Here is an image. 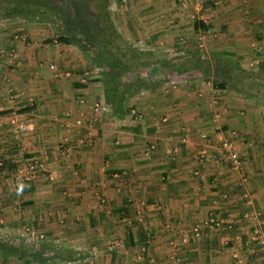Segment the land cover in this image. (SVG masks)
<instances>
[{
	"label": "crops",
	"instance_id": "obj_1",
	"mask_svg": "<svg viewBox=\"0 0 264 264\" xmlns=\"http://www.w3.org/2000/svg\"><path fill=\"white\" fill-rule=\"evenodd\" d=\"M109 10L137 64H174L142 67L148 86L121 110L77 44L37 21L0 19V264H264L249 234L264 227V89L237 86L246 71L251 88L264 83V0H110ZM191 58L213 75L179 72ZM219 69L234 89L211 80ZM35 159L44 169L26 180ZM211 213L223 225L195 236Z\"/></svg>",
	"mask_w": 264,
	"mask_h": 264
},
{
	"label": "trees",
	"instance_id": "obj_2",
	"mask_svg": "<svg viewBox=\"0 0 264 264\" xmlns=\"http://www.w3.org/2000/svg\"><path fill=\"white\" fill-rule=\"evenodd\" d=\"M4 2H8V5L0 7V19L21 17L34 20L38 18L45 24L53 22L54 19L60 21L56 41L77 44L89 56L92 63L102 69L101 73L105 77L101 80L105 84L106 100L114 110H121L130 96L142 87L148 86L140 75L142 67L145 68L149 64V67H159L165 63L168 67L174 65L171 61L168 63L160 60L152 63L137 64V61L132 63L131 60L139 57L138 54L133 53L132 58L128 59L127 55L124 58L123 53L120 55L113 50L108 51L107 46L110 41L115 40L113 35L116 34L109 10L110 0H0V4ZM93 8L97 11L94 12ZM87 13H89V22L84 16ZM62 15L63 19L60 17ZM194 29L196 33L206 32L209 25L196 21ZM46 41L53 42V39ZM198 60L199 58H191L189 62H180L178 71L180 72L181 69L183 72H190L189 70L200 69L204 77H210L212 72L208 64L206 67V62L200 64ZM213 77L215 78L211 80L220 89L231 88L233 85L221 69L216 70Z\"/></svg>",
	"mask_w": 264,
	"mask_h": 264
},
{
	"label": "built area",
	"instance_id": "obj_3",
	"mask_svg": "<svg viewBox=\"0 0 264 264\" xmlns=\"http://www.w3.org/2000/svg\"><path fill=\"white\" fill-rule=\"evenodd\" d=\"M173 88H176V86H172ZM218 87V86H217ZM94 111L96 113H102V112H107L109 111V107L106 105V104H102V103H96L93 107ZM133 113L136 114V110H133ZM141 116H139L140 118ZM166 119H164L165 121ZM12 123L15 124V125H18V120L17 118H14L12 120ZM77 124H82V121L79 120L77 121ZM18 130L20 132H26L29 130V127L28 126H25V125H18ZM81 143L84 142V140L80 139L79 140ZM151 149H155L156 148V145L155 144H152L150 146ZM221 148L223 150V153H224V156L227 157L231 162H232V165L235 169H238L240 166H241V161L239 159V157L237 156V154L234 152V149H233V145L231 142L225 140L222 142L221 144ZM44 169V164H42V162H40L39 160L35 159V160H30L27 164V167H26V170L23 172L24 175L26 177V180H30L31 178L35 177L36 176V171L37 170H42ZM248 197V196H246ZM248 203L249 204H252V201L250 199H248ZM244 218L245 220H252V221H255L257 220V217L251 213H245L244 215ZM223 225V222L221 219H219L216 214L214 213H211L208 217L207 220H205L204 222H200L198 223L193 231H194V234L195 236H200L204 229L206 227H211V228H219ZM231 226V225H230ZM26 231H27V234L31 237V238H35V239H44V235L31 228V227H27L26 228ZM250 231V237H251V240H254L256 242H259L263 247H264V227L262 224H256V225H253V228L249 230Z\"/></svg>",
	"mask_w": 264,
	"mask_h": 264
},
{
	"label": "rangeland",
	"instance_id": "obj_4",
	"mask_svg": "<svg viewBox=\"0 0 264 264\" xmlns=\"http://www.w3.org/2000/svg\"><path fill=\"white\" fill-rule=\"evenodd\" d=\"M0 7H3V6L0 5ZM93 10H94V12H95V10L97 11L96 8H93ZM112 12H113L114 16L118 18V15H117L118 10H115V11L113 10ZM89 13H87V15H84L87 22H89ZM60 17H61V19L64 18L63 15L60 16ZM93 17H95V16H93ZM19 20H21L20 17H18V18L17 17H14V18L13 17L12 18L10 17L9 19H7V22L13 25L14 23L16 24V22L19 23ZM26 20L28 21V19H25V21ZM30 21H37V22L41 23L42 25L45 24L44 22L39 21L38 18H35L34 20H30ZM5 22H6L5 20H4V22L0 21V23H5ZM45 25H46L45 26L46 27V30L49 31V33L54 34V35H58L59 34L58 29H59V26H60V21H57V20L54 19L53 22L47 23ZM116 25H117V22H116ZM116 28H117V26H116ZM117 34L118 33L116 32V34H114L113 37H116ZM132 40H129V39L126 40V39H124V40H122L123 42H117L119 40L116 41V39H115V40H112L113 42H111V44L109 45V47L114 52H117L120 55H122V52L123 53L125 52V54H123L124 58H125V55H127L128 59H130V58H132L131 55H133L135 48H137L136 43L134 41H132ZM205 40H206L205 37L204 38H200L199 40H197L196 46L197 47L198 46L200 47V44L201 43H204ZM136 42H140V39L139 40H136ZM162 44L165 46V43H162ZM137 45H139V44H137ZM144 56L147 58V55H143V58H142L143 60H144ZM178 56H180V55L179 54H176L175 55V58H177ZM88 58H89V56H88ZM150 58H153V56H150ZM180 58H181V56H180ZM180 58L178 57V59H180ZM147 60L148 61H151L149 58H147ZM134 61H138V59L136 58L135 60L134 59L131 60L132 63H134ZM174 61H177V60L175 59ZM257 66H258V64L256 63L255 66H251V67H253V68L255 67V69H257L258 68ZM101 70L102 69L100 67H97L89 59V77H90V80H93L94 81V79L95 78H98V77L100 79L104 78L105 76H104L103 73H101ZM247 73H248L247 71L244 74L242 73L240 79L238 78L239 79L238 81H239V84L240 85H237V86L240 87L243 90H251L252 92L256 90L257 92H261L264 89V85H263L264 83H262V81H261V83L259 85H256V87L253 85V87L251 88V86H252V79H251V76L250 75H246ZM231 83L233 84L232 87H231V89H234L236 83H235V81L233 79H231ZM256 91H255V93H257Z\"/></svg>",
	"mask_w": 264,
	"mask_h": 264
},
{
	"label": "flooded vegetation",
	"instance_id": "obj_5",
	"mask_svg": "<svg viewBox=\"0 0 264 264\" xmlns=\"http://www.w3.org/2000/svg\"><path fill=\"white\" fill-rule=\"evenodd\" d=\"M6 4L8 5V2L1 3L0 5L5 6Z\"/></svg>",
	"mask_w": 264,
	"mask_h": 264
}]
</instances>
